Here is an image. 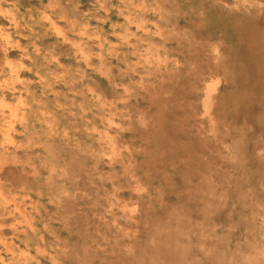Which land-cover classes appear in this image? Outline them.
<instances>
[{
    "label": "rangeland",
    "instance_id": "obj_1",
    "mask_svg": "<svg viewBox=\"0 0 264 264\" xmlns=\"http://www.w3.org/2000/svg\"><path fill=\"white\" fill-rule=\"evenodd\" d=\"M0 12V264H264V0Z\"/></svg>",
    "mask_w": 264,
    "mask_h": 264
},
{
    "label": "bare ground",
    "instance_id": "obj_2",
    "mask_svg": "<svg viewBox=\"0 0 264 264\" xmlns=\"http://www.w3.org/2000/svg\"><path fill=\"white\" fill-rule=\"evenodd\" d=\"M236 11H238V10H236ZM243 11L246 13H250L249 9H244ZM222 15H223L222 18L220 17V19L227 18L225 16L226 14H222ZM227 15H230V14H227ZM227 19H229V18H227ZM229 24H230V22H229ZM230 27H232V25ZM231 31H232L231 36L240 35L239 41L241 43H239V46H240V44H242V42L245 41L248 44V48H250L249 50H247L248 48H245V49H243V52H242V56H243L242 61L245 63L248 71L250 73L258 74V75H261L262 77H264V64L262 63V61H260V59H258L261 50L264 48V28L261 27L260 25H257L256 23H247V20L246 19L244 20V18H242L241 20H239V23L237 25H235L233 30H231ZM234 31H236V33H234ZM241 35H243L242 38H241ZM208 59H210V58H208ZM210 61H211V59H210ZM243 80H244V77H243ZM207 82H206V80L204 81V78H203V81L202 80L200 81V83L197 82V90H200L199 102L196 105L194 104L196 106L197 111H198L197 115H202V113H204V110H206V107H212L215 103V95H213V94H215L214 92L217 91L216 89L219 88L218 87L219 85L216 86L211 80H209L208 83ZM211 83H213V85H211ZM215 83H217V82H215ZM215 87H218V88L215 89ZM209 123L211 125V120H209ZM203 124H204L203 122H200L198 124V127L196 126L197 131L199 132L198 134L201 135V137L199 138V143L202 142V138H204V137L206 138V136L211 132V129L213 130V128H211V126L209 124H208V127L206 125V128L203 126ZM212 125H214V124L212 123ZM212 127H214V126H212ZM207 128H208V130H206V131L203 130V129H207Z\"/></svg>",
    "mask_w": 264,
    "mask_h": 264
}]
</instances>
